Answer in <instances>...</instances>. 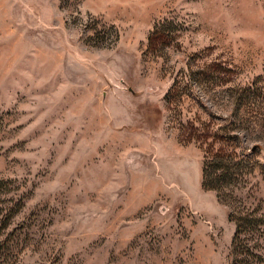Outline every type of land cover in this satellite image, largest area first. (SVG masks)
Listing matches in <instances>:
<instances>
[{
    "label": "rangeland",
    "instance_id": "374dc122",
    "mask_svg": "<svg viewBox=\"0 0 264 264\" xmlns=\"http://www.w3.org/2000/svg\"><path fill=\"white\" fill-rule=\"evenodd\" d=\"M240 118L263 162L264 0H0V264H229L264 176L219 201L202 149Z\"/></svg>",
    "mask_w": 264,
    "mask_h": 264
},
{
    "label": "trees",
    "instance_id": "16d2710c",
    "mask_svg": "<svg viewBox=\"0 0 264 264\" xmlns=\"http://www.w3.org/2000/svg\"><path fill=\"white\" fill-rule=\"evenodd\" d=\"M159 23L153 26L149 39L152 36L161 35ZM168 90L167 98L170 96ZM261 92L253 85H248L237 90L234 95L237 100L234 105L232 115H240L243 109L261 98ZM170 99V98H169ZM235 124L230 121L228 126L221 128V132L212 135L211 140H204L206 145L202 163L201 186L205 190L215 192L219 201L228 202L229 198L235 199L231 195L234 189L242 180V175L251 172L255 167L259 168L260 173L264 176V161L253 162L249 154H243L238 151L239 136L238 130L250 127L245 125L240 128L242 119ZM237 121V122H238ZM241 177V178H240ZM2 183V181L0 182ZM2 208L0 207V213ZM229 221L234 223L235 230L230 244L229 264H260V254L257 253L259 239L264 237V199H260L254 204L233 205L229 206ZM252 239L254 242H252ZM262 263V262H261Z\"/></svg>",
    "mask_w": 264,
    "mask_h": 264
}]
</instances>
